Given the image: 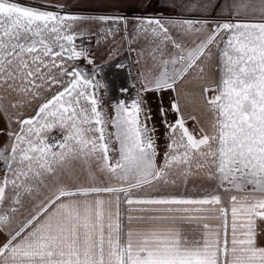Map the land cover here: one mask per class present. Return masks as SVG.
<instances>
[{"label": "snow or ice", "instance_id": "6c2138e0", "mask_svg": "<svg viewBox=\"0 0 264 264\" xmlns=\"http://www.w3.org/2000/svg\"><path fill=\"white\" fill-rule=\"evenodd\" d=\"M0 264H264V0H0Z\"/></svg>", "mask_w": 264, "mask_h": 264}, {"label": "crops", "instance_id": "0c3cea01", "mask_svg": "<svg viewBox=\"0 0 264 264\" xmlns=\"http://www.w3.org/2000/svg\"><path fill=\"white\" fill-rule=\"evenodd\" d=\"M114 71H116V70L109 69L107 71V76L111 79L112 84H113V88L115 89V87H116L117 84L123 83V74L122 73H118L116 76H113V72ZM153 107H155V103H153ZM54 134H56V133L54 132Z\"/></svg>", "mask_w": 264, "mask_h": 264}]
</instances>
